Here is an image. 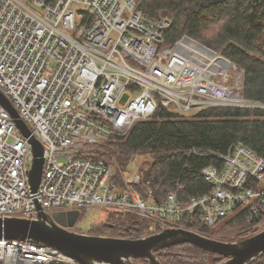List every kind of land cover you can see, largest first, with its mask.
<instances>
[{"label":"built area","instance_id":"2783aa9c","mask_svg":"<svg viewBox=\"0 0 264 264\" xmlns=\"http://www.w3.org/2000/svg\"><path fill=\"white\" fill-rule=\"evenodd\" d=\"M172 21L150 16L137 0H0V89L44 151L32 192V145L0 103L1 218L37 219L38 204L49 215L109 207L151 218L149 235L183 228L185 218L214 226L240 206L264 210V156L242 142L229 154L193 148L223 163L202 169L212 184L202 195L179 198V185L160 203L139 188L137 165L122 171V186L115 178L118 161L107 142L160 105L185 115L249 105L220 83L232 60L188 35L162 46ZM97 149L109 159L97 158ZM0 264L83 263L37 240L3 238Z\"/></svg>","mask_w":264,"mask_h":264},{"label":"trees","instance_id":"16d2710c","mask_svg":"<svg viewBox=\"0 0 264 264\" xmlns=\"http://www.w3.org/2000/svg\"><path fill=\"white\" fill-rule=\"evenodd\" d=\"M137 1L150 16L173 19L163 32L162 46L172 47L188 35L220 51L243 69L241 96L247 102L264 103V0ZM239 142L264 156V107L216 105L185 115L160 105L150 118L136 120L125 136L109 140L106 145L111 147L106 149L117 158L115 178L120 186L122 171L135 153L142 154L138 186L144 193L150 188L153 198L162 203L179 185L183 187L178 193L182 199L211 190L202 169L211 163H223L213 155H197L193 148L229 154ZM95 153L97 158L110 157L102 150ZM86 214L82 211L79 219ZM151 222L149 217L112 209L107 218L91 226L90 234L141 238L151 231ZM182 224L207 237L237 242L264 229V210L251 213L248 206H240L233 214L220 217L214 226L198 218H185ZM173 248L177 253L167 254L171 264H218L226 260L203 247L180 243L157 252L162 264H169L162 259L164 252ZM248 264H264V252Z\"/></svg>","mask_w":264,"mask_h":264},{"label":"water","instance_id":"95a60500","mask_svg":"<svg viewBox=\"0 0 264 264\" xmlns=\"http://www.w3.org/2000/svg\"><path fill=\"white\" fill-rule=\"evenodd\" d=\"M0 103L9 111L20 131L29 137L34 160L28 177L31 191L36 192L44 165L43 146L1 89ZM37 208V219L0 217V239L37 240L74 256L83 264H162L157 252L180 243L194 244L225 256L226 260L218 264H248L264 252V229L237 242L207 237L186 228H166L156 234L131 239L71 230L80 215L77 209L49 215L40 204ZM138 257H143L145 262H136L134 258Z\"/></svg>","mask_w":264,"mask_h":264},{"label":"rangeland","instance_id":"374dc122","mask_svg":"<svg viewBox=\"0 0 264 264\" xmlns=\"http://www.w3.org/2000/svg\"><path fill=\"white\" fill-rule=\"evenodd\" d=\"M219 53H220V51H219ZM233 66L234 67L229 68V72H228L227 76L220 78V81H221L220 83L226 84L227 86L232 88V90L235 92V95H241L240 91H241L242 84H243V73L244 72H243V69L239 68L236 64ZM248 103H249V105H239V104L235 103V106L264 107V103H260V102H248ZM112 140H114V139H112ZM106 147L109 148V147H111V145L110 144L108 146L106 145ZM141 162H142V159L139 157L137 160L130 162L129 165L127 166V169H132L131 167L135 166V165L140 166ZM111 211H112V209H110L109 207H104V208L96 207V208L92 209L91 211H88L85 216H83L81 219H79L76 222V224L73 227H71V230L88 231V233L90 234V229H91L92 223L93 222L96 223V222H100V221L104 220L105 218L108 217V215ZM152 224L153 223L151 222L150 225H152ZM262 224L263 223L258 224L256 226L260 227ZM183 228H186V227L183 225ZM225 237H227V235H225ZM176 250H177V248H173L170 251L164 252L165 255H163V259L161 258L162 261H164V263H169V264L173 263L171 261V258H169L167 254H171V253L175 254V253H177ZM134 260L136 262H139V263L145 262V259L143 257L134 258Z\"/></svg>","mask_w":264,"mask_h":264}]
</instances>
